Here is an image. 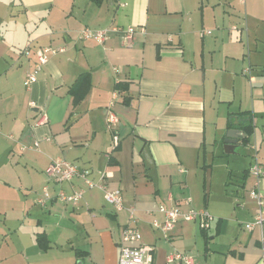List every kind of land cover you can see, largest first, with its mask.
<instances>
[{
    "label": "crops",
    "instance_id": "1",
    "mask_svg": "<svg viewBox=\"0 0 264 264\" xmlns=\"http://www.w3.org/2000/svg\"><path fill=\"white\" fill-rule=\"evenodd\" d=\"M1 4L0 264H118L119 233L134 226L131 217L140 241L129 246L148 247L151 264H177L167 262L175 253L194 264H264V227L244 228L257 210L249 196L253 148L264 168V112L260 123L256 117L264 94L261 102L253 86L258 73L264 81V0ZM128 27L136 29L129 43L113 32ZM83 29L107 31L108 39L82 40ZM42 47L64 51L26 88ZM237 101L227 117L253 115L250 159L240 176L220 171L218 198L206 192L201 202L193 169L215 141L210 125L218 109ZM109 112L118 118L111 130ZM57 159L90 170L96 182L106 175L105 189L121 194L122 208L108 205L102 189L85 190L78 178L50 190L83 189L78 205H37L45 171ZM230 178L234 191L226 188ZM160 206L206 210L214 221L207 232L178 221L163 233L151 225L164 220ZM40 234L46 250L37 244Z\"/></svg>",
    "mask_w": 264,
    "mask_h": 264
},
{
    "label": "built area",
    "instance_id": "2",
    "mask_svg": "<svg viewBox=\"0 0 264 264\" xmlns=\"http://www.w3.org/2000/svg\"><path fill=\"white\" fill-rule=\"evenodd\" d=\"M115 33H123L125 40L129 43L136 29L128 27L124 30L113 29ZM209 34V32H207ZM80 38L82 40H92L99 44L104 43L108 39V33L104 30L83 29L80 31ZM29 49L24 50V54H28ZM64 51L63 48L42 47L36 51L37 61L32 70L26 74L24 86L31 87L37 81V76L42 67L49 61L52 55ZM118 124V118L113 113L109 112L107 116V125L111 130L113 126ZM114 144L118 142V138H113ZM251 155V164L248 173L254 178L253 188L249 190V196L256 201L257 210L253 216L252 223L245 224L244 228L248 231L254 227H264V199L261 192L264 185V168L257 159V151L253 148ZM90 170L80 169L73 163L64 159H57L52 161L45 171L46 183L41 190V195L37 198L36 204L45 207L49 202L59 201L64 205L76 206L83 198V189H73L71 193L66 194L63 190H58L55 195H51V185L60 186L63 183H70L75 178L82 180L85 190L102 189L105 194V202L117 210L122 208L123 199L118 191H108L105 189L104 174L99 175L98 181L90 179ZM157 211L164 216L162 222L153 220L151 225L154 230L167 233L171 231L178 221H193L196 222L201 231L207 232L210 229L211 222L214 217L206 210H190L187 213H182L176 207L166 208L164 206L158 207ZM131 223L134 226H126L119 233V259L118 264H151V250L148 247L137 245L129 246L130 242L138 243L140 241V234L135 226L136 220L131 217ZM168 263L177 264H194L191 256L185 253H175L167 260Z\"/></svg>",
    "mask_w": 264,
    "mask_h": 264
},
{
    "label": "rangeland",
    "instance_id": "3",
    "mask_svg": "<svg viewBox=\"0 0 264 264\" xmlns=\"http://www.w3.org/2000/svg\"><path fill=\"white\" fill-rule=\"evenodd\" d=\"M2 1L3 0H0V6L2 5ZM256 77L257 82L253 85L254 91H257L260 97L259 100L262 102L264 94V81L263 77H261L259 73L258 75H256ZM228 90H230V88H228ZM249 90L251 89L249 88ZM246 97H248V94H246ZM244 101L245 97H243V102ZM237 105L238 101L233 106L229 107L224 104L221 108L218 109V115L216 116V118H214L213 125H210V130H212V134L215 136L213 138L215 141H212L211 145L208 146V150L205 151V159H203L204 155H202V158L199 159L198 167H195L193 169V173L197 176V194L201 202H203V199L206 197V192H208V194L210 193L211 200L218 198V183L221 182L219 179V175H221L222 178V173L220 171L224 169L225 171L234 170L235 176L236 174L240 176L244 168L246 167L245 165L248 163V159H250L249 156L252 153V148L250 146L237 145V147H235L234 149L233 154H226L223 144L224 141H221L220 134L226 126L227 113L235 112V108L237 107ZM248 105H250V103H248ZM257 110L260 113L256 117L258 118V123H260V119L261 116H263L262 114L264 112V109L260 107ZM209 177H211L210 184ZM226 188L233 191L235 190V181H233L232 178L228 179ZM244 192L245 189L243 191V194Z\"/></svg>",
    "mask_w": 264,
    "mask_h": 264
},
{
    "label": "trees",
    "instance_id": "4",
    "mask_svg": "<svg viewBox=\"0 0 264 264\" xmlns=\"http://www.w3.org/2000/svg\"><path fill=\"white\" fill-rule=\"evenodd\" d=\"M96 4H99L100 0H92ZM227 130H238L241 133V139L239 144L242 146H250L251 139L254 135L255 125L254 117L250 111H243L236 114H230L227 117L226 122ZM37 244L42 250H46L48 245V240L44 234L37 236ZM82 253L75 251L76 256H80Z\"/></svg>",
    "mask_w": 264,
    "mask_h": 264
},
{
    "label": "water",
    "instance_id": "5",
    "mask_svg": "<svg viewBox=\"0 0 264 264\" xmlns=\"http://www.w3.org/2000/svg\"><path fill=\"white\" fill-rule=\"evenodd\" d=\"M241 139V133L238 130H228L226 133L224 144V150L226 154H233L235 147L239 144Z\"/></svg>",
    "mask_w": 264,
    "mask_h": 264
}]
</instances>
